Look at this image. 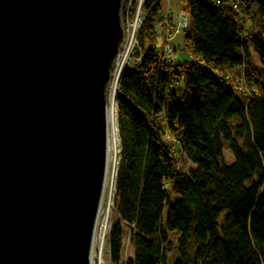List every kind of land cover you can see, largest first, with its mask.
<instances>
[{
    "label": "trees",
    "instance_id": "16d2710c",
    "mask_svg": "<svg viewBox=\"0 0 264 264\" xmlns=\"http://www.w3.org/2000/svg\"><path fill=\"white\" fill-rule=\"evenodd\" d=\"M178 2L190 18L184 51L193 60L172 63L155 49L160 7L145 0L144 58L124 73L117 97L115 211L131 228L127 264H169L173 231L180 233L173 264H264V0L243 1L244 15L258 29L249 43L242 41L234 0ZM251 49L261 69L252 65ZM243 63L253 72L249 102L226 80ZM225 141L234 155L230 165ZM179 160L194 168L177 171ZM173 195L179 200L171 206ZM123 241L117 222L109 238L112 264L121 262Z\"/></svg>",
    "mask_w": 264,
    "mask_h": 264
},
{
    "label": "water",
    "instance_id": "95a60500",
    "mask_svg": "<svg viewBox=\"0 0 264 264\" xmlns=\"http://www.w3.org/2000/svg\"><path fill=\"white\" fill-rule=\"evenodd\" d=\"M122 0H0V264H90Z\"/></svg>",
    "mask_w": 264,
    "mask_h": 264
},
{
    "label": "built area",
    "instance_id": "2783aa9c",
    "mask_svg": "<svg viewBox=\"0 0 264 264\" xmlns=\"http://www.w3.org/2000/svg\"><path fill=\"white\" fill-rule=\"evenodd\" d=\"M178 0H157L160 7V15L155 20V44L154 47L160 51L164 57L172 62L179 61L177 54H184V41L180 43L177 49H174V40L179 36H184L185 31L190 27V18L183 9L173 12L171 3ZM244 0H234L233 9L243 23L244 30L242 32V41L249 43L252 33L257 32V27L249 21V18L244 15L243 8ZM145 0H122L121 5V25L124 31V37L119 48V52L112 63L111 77L107 86V110L110 112L116 122L117 129V97L119 93L120 83L124 73L128 70L137 68L143 60V51L140 48L139 36L141 27L148 15V11L144 9ZM188 59L193 60L192 56L188 55ZM252 69L246 64L232 67L226 75L227 82L239 95H244L246 101L249 102L255 91L253 84ZM166 141L169 144H176L173 137L167 136ZM121 159V144L117 137L116 151L114 154V166L112 176L110 178L111 194L109 199L111 204L116 197V183ZM184 166V161L177 162V171ZM110 214L105 213L97 217L91 254V264H105V253L110 254L109 238L111 233ZM111 261V260H110Z\"/></svg>",
    "mask_w": 264,
    "mask_h": 264
},
{
    "label": "rangeland",
    "instance_id": "374dc122",
    "mask_svg": "<svg viewBox=\"0 0 264 264\" xmlns=\"http://www.w3.org/2000/svg\"><path fill=\"white\" fill-rule=\"evenodd\" d=\"M177 4H180L179 2ZM182 41H184V36H179L177 38H175L173 45H177L178 43H181ZM250 56H251V62L252 65L255 68H260V62L258 61L257 56L253 53V50H250ZM184 58L188 57V54L185 52L183 54ZM238 124V120H233L231 122V127L232 129L235 127V125ZM116 135L119 138L118 135V126H117V131H116ZM240 145H242V142H239ZM230 143L225 141V147H224V162L228 165L232 164L234 162V155L232 154L230 148H229ZM184 166L181 169V173H188L190 170H192L194 168V166L187 160L184 161ZM247 186H250L249 184H247ZM111 194V186L109 185V187L107 188L105 197L107 199H109V195ZM179 200V198L175 195L172 196V200H171V206H174V204ZM169 213V208H166V210L164 211V222L167 219ZM110 222H111V227H113V225L115 223H120L123 229V233H124V250L122 253V259L121 262L119 264H127V262L132 259L133 256V248L131 246V242H130V231L131 228L126 225L125 223L120 221V218L117 216L116 211H115V201L112 202V208L110 211ZM112 229V228H111ZM180 239V233L173 231V232H169V242L168 245L166 246V254L167 257L169 259V264H173L175 262V260L178 258V242ZM104 263L105 264H112L110 261V254H108V252L105 253V258H104Z\"/></svg>",
    "mask_w": 264,
    "mask_h": 264
},
{
    "label": "bare ground",
    "instance_id": "6f19581e",
    "mask_svg": "<svg viewBox=\"0 0 264 264\" xmlns=\"http://www.w3.org/2000/svg\"><path fill=\"white\" fill-rule=\"evenodd\" d=\"M145 3V2H144ZM143 58H144V52H143ZM143 61V60H142ZM108 111V110H107ZM108 114V157H107V171H106V179H105V185H104V192L102 196V200L100 203V208L98 212V216L100 217L102 214H106L107 216L110 214L112 204L110 199H107L105 197L107 188L110 185V178L112 176V170L114 166V154L116 151V141H117V135H116V122L114 121V118L112 114L107 112ZM91 264V262H90Z\"/></svg>",
    "mask_w": 264,
    "mask_h": 264
},
{
    "label": "crops",
    "instance_id": "0c3cea01",
    "mask_svg": "<svg viewBox=\"0 0 264 264\" xmlns=\"http://www.w3.org/2000/svg\"><path fill=\"white\" fill-rule=\"evenodd\" d=\"M177 3H178V1H176V2H172L171 5H170L171 10H172L173 12H177V11H179V10L182 9L181 5H180V4H177ZM179 45H180V43H178L177 45H174V49H177V47H178ZM177 58H178L179 60H184V59H186V58L183 57V54H177Z\"/></svg>",
    "mask_w": 264,
    "mask_h": 264
}]
</instances>
